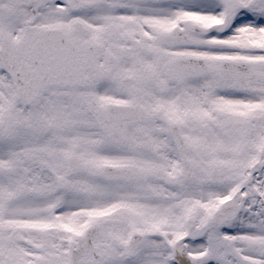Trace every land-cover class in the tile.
I'll list each match as a JSON object with an SVG mask.
<instances>
[{
    "label": "snow or ice",
    "instance_id": "obj_1",
    "mask_svg": "<svg viewBox=\"0 0 264 264\" xmlns=\"http://www.w3.org/2000/svg\"><path fill=\"white\" fill-rule=\"evenodd\" d=\"M0 264H264V0H0Z\"/></svg>",
    "mask_w": 264,
    "mask_h": 264
}]
</instances>
